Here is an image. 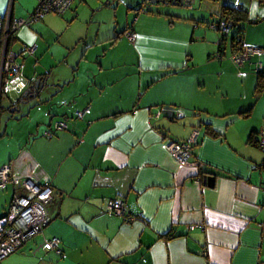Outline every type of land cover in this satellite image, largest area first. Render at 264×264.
Returning <instances> with one entry per match:
<instances>
[{
    "label": "crops",
    "instance_id": "1",
    "mask_svg": "<svg viewBox=\"0 0 264 264\" xmlns=\"http://www.w3.org/2000/svg\"><path fill=\"white\" fill-rule=\"evenodd\" d=\"M10 1L0 0V38L8 14L24 18L35 4L16 8L12 0L8 11ZM91 1L74 0L69 9ZM211 2L216 10L208 20L186 18L170 4L153 8L149 0L129 5L148 9L103 36L96 68L71 77L56 98L18 103L35 80L23 65L4 80L0 167L53 188L47 226L14 252L11 264H264V149L248 142L264 128V92L253 94L254 63L264 70V52L237 67L226 54L230 34L210 25L221 5L240 6L249 19L245 44L264 48L256 30L250 33L264 21V7L258 0ZM36 22L12 37V51L36 45L16 58L19 64L38 49ZM125 31L136 33L133 42ZM165 106L181 117L170 120ZM58 121L66 128L54 129ZM206 125L219 135L206 133ZM193 130L189 160L199 164L180 166L164 142L186 140ZM205 176H213L211 186ZM1 190L10 200L13 187ZM110 201L123 202V213H108ZM52 236L60 238L59 252L44 245Z\"/></svg>",
    "mask_w": 264,
    "mask_h": 264
},
{
    "label": "rangeland",
    "instance_id": "2",
    "mask_svg": "<svg viewBox=\"0 0 264 264\" xmlns=\"http://www.w3.org/2000/svg\"><path fill=\"white\" fill-rule=\"evenodd\" d=\"M140 1L141 0H93L89 4L84 2H81V4L75 3L71 10L69 9L70 11L64 14H57L54 12L45 13L34 24L35 26H32L33 30L38 35V49L35 55H23L24 59L22 56L19 60L20 64L24 67L22 72H24L28 78L31 79L32 76L35 79L37 77H44L45 80L44 86L38 93V97L35 98V101H30L31 105L39 100L47 101L53 96L56 98L62 89L64 91L68 90L64 87V84L68 82L71 77L78 73L86 74L90 72L91 66H95L96 68L95 57L98 52L96 48H98L99 44H102L101 38L105 35L117 32L118 30L122 31L131 25L137 11L129 7ZM27 2L28 0H16L15 7L20 8L22 5H27ZM11 3L12 0L8 4V11L11 9ZM37 4L38 0H35L34 7L24 18H27L32 13ZM151 6L153 8L157 7V9L161 7L167 8L166 5L153 4ZM260 6L264 7V4ZM169 8H172L186 18L190 17V15H194L195 19L204 20H208L212 17L210 11L213 12L216 10V6L208 0H192L190 6H171ZM147 9L148 8H144L143 10L146 11ZM263 18L264 17H262V19ZM250 30V33L256 30L255 32L258 34L257 38L264 39V21L252 25ZM95 38L97 39L94 40ZM95 41L97 42L94 47L89 46L88 49L85 50L90 43ZM226 43V54L228 56L229 43L228 41H226ZM200 44L202 43H197L195 47L203 54V49ZM257 45L259 46L260 44ZM122 46H126V44L124 43ZM19 48V46H16L13 49L19 51ZM83 54H85V58L81 59ZM26 70L29 71V75L26 73ZM3 105L4 98L2 97L0 99V111ZM2 112L4 111L2 110L1 113ZM18 116L19 115H15V118ZM48 123L49 122H46V124ZM42 134L43 133L40 135L43 137ZM9 193V190L2 193L0 189V213L8 207ZM15 254L14 252L11 253L6 259L4 258L0 264H11Z\"/></svg>",
    "mask_w": 264,
    "mask_h": 264
},
{
    "label": "built area",
    "instance_id": "3",
    "mask_svg": "<svg viewBox=\"0 0 264 264\" xmlns=\"http://www.w3.org/2000/svg\"><path fill=\"white\" fill-rule=\"evenodd\" d=\"M74 0H38V4L27 18L12 19L8 14L6 16L5 33L2 37V50L0 53V98L4 80L15 77L19 74L21 64L17 63L15 54L11 51L5 53V43L8 37L13 36L15 32L23 26H30L38 21L45 13L54 12L64 14L71 6ZM240 6H238L239 8ZM212 25V28H215ZM218 28L227 33L228 27L221 22ZM126 37L133 42L136 33L127 31ZM35 46H24L22 53L28 51L33 53ZM262 53L261 48L252 45H244L239 53L230 54L229 59L236 66H241L245 60H249L252 55ZM218 58L221 59V56ZM260 62L256 63V68H260ZM81 115L82 112H76ZM66 128L64 121L54 123V129L62 130ZM46 136H51L49 130L45 132ZM258 140V145L264 147V128ZM198 132L193 130L186 140H175L167 138L164 142L166 150L180 166H196L198 162H190L191 148L196 144ZM199 182L200 179L196 178ZM10 184L13 187V194L9 200L5 214L0 217V262L11 253L17 251L21 246L33 236L42 233L49 222L48 206L52 202L53 188L49 182L37 183L27 177L14 176L11 173L9 165L0 167V189ZM264 188V183H263ZM264 190V189H263ZM106 210L112 214L123 213V202L110 201ZM190 226V228H192ZM60 238L52 236L44 241V245L56 252H59L58 245Z\"/></svg>",
    "mask_w": 264,
    "mask_h": 264
},
{
    "label": "trees",
    "instance_id": "4",
    "mask_svg": "<svg viewBox=\"0 0 264 264\" xmlns=\"http://www.w3.org/2000/svg\"><path fill=\"white\" fill-rule=\"evenodd\" d=\"M146 0H144L145 2ZM208 1H216V0H208ZM260 4H264V0H258ZM136 10H143L142 9V5L137 6ZM149 12L151 10H148ZM178 18V17H177ZM249 21L248 19V13L245 9H243L242 7L238 6H232V5H221L220 8V12H219V20L216 21L215 23H212L210 25H215L216 29L221 31L218 28L219 23L223 22L225 23V25L228 27V31L227 34L229 35V39H230V53L228 55V57L230 56V54H234V53H239L240 51L243 50V46L246 45L244 42V34H245V24ZM127 31H125L126 33ZM13 36H10L9 38L12 40ZM116 37V35L114 36ZM9 42H12L9 40ZM8 42V43H9ZM250 45V44H249ZM257 48H261L258 46H255ZM262 49V53L264 52V48ZM223 53V42L221 40H219L218 42V56H222ZM261 53V54H262ZM259 54V55H261ZM253 56V55H252ZM251 56V57H252ZM250 57V58H251ZM248 60H245L243 63H245ZM260 62V61H258ZM256 63H254V70L257 73L256 74V82H255V86H254V90H253V94L254 97L257 98L259 97L263 92H264V70H262V64L260 68H256ZM234 64V63H233ZM235 65V64H234ZM236 66V65H235ZM240 67V66H237ZM32 84V82H30L28 84V87L26 90L30 89V85ZM24 94V93H23ZM23 94H21V96H23ZM29 96H26L25 98H28ZM251 108H248L245 111H240L239 114L241 115H246L250 112ZM203 126V125H201ZM199 126V127H201ZM204 129L206 130V133H209L211 136L216 137L219 135V133H217L216 131H214L209 125H206L204 127ZM198 132V131H197ZM255 134L251 133L248 137V142H251L252 144L260 147L258 145V140H255ZM197 141V140H196ZM264 149V147H261ZM19 250V249H18Z\"/></svg>",
    "mask_w": 264,
    "mask_h": 264
},
{
    "label": "water",
    "instance_id": "5",
    "mask_svg": "<svg viewBox=\"0 0 264 264\" xmlns=\"http://www.w3.org/2000/svg\"><path fill=\"white\" fill-rule=\"evenodd\" d=\"M151 4H165V5H171V6H190L192 0H149ZM4 33H5V29H4ZM3 33V35H4ZM3 37V36H2ZM2 37L0 38V51L2 50V44H1V40ZM9 40L11 41V39L8 37L5 43V53L11 51L15 54V58H17L19 55L23 54V49L21 51L15 52L11 50L10 44L11 42H9ZM9 42V43H8ZM45 80L44 77H37L32 84L30 85V89L26 90L23 94V96H21L18 100V103H23L25 102V97L29 96L28 99L30 98H37L38 97V93L40 91V89L44 86ZM1 98H2V94H1ZM0 98V99H1ZM166 110L163 111V113L165 115L168 116V118L170 120H173L174 116L176 118H180V114H177L174 112L173 108L171 106H165ZM203 183L205 185L211 186L213 183V176H205L203 178Z\"/></svg>",
    "mask_w": 264,
    "mask_h": 264
},
{
    "label": "bare ground",
    "instance_id": "6",
    "mask_svg": "<svg viewBox=\"0 0 264 264\" xmlns=\"http://www.w3.org/2000/svg\"><path fill=\"white\" fill-rule=\"evenodd\" d=\"M0 53H1V51H0Z\"/></svg>",
    "mask_w": 264,
    "mask_h": 264
}]
</instances>
